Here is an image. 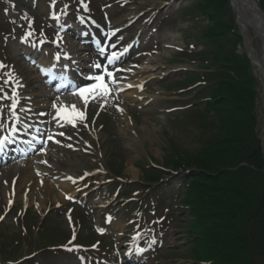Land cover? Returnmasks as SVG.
Listing matches in <instances>:
<instances>
[{"label":"rangeland","instance_id":"rangeland-1","mask_svg":"<svg viewBox=\"0 0 264 264\" xmlns=\"http://www.w3.org/2000/svg\"><path fill=\"white\" fill-rule=\"evenodd\" d=\"M15 1L18 2V0ZM93 1L94 4L91 7L92 13H99L100 9H103L102 6H108L110 7L108 10L114 12L113 15L115 18L119 19L121 25H126L128 23V16L130 14L141 13L147 8H159L161 3L164 2V0H127L131 2L132 5H124L120 9L118 5H115V2H119L120 0H106L105 2L103 0ZM36 2L40 3L36 8L37 12H40L41 7H45V10L47 9V6L44 5V0H37ZM166 2L168 1L166 0ZM178 4L179 6L177 7ZM194 4L195 2L192 0H180L175 2L172 8H167L166 11L160 10L159 19H155L157 22L151 27L154 31L151 32L152 30H150V34H153L155 40H157L156 43L160 45L163 42V46L172 43L173 47L185 48L186 51H183L181 54H189L188 57L191 55V52L187 51L186 45L191 43L193 46L192 52H195V54L199 52L198 50L200 47L196 45L197 41H194L199 34L198 26L195 29L191 20H186L184 18V16L187 17L192 11ZM176 7H182L183 10H175ZM45 13L46 11L44 12V16L47 18ZM101 13L107 12L103 9ZM167 13H169V17L165 21V19H162V16H165ZM33 16L40 18L35 13H33ZM98 16H100V13ZM178 16L180 19L177 18ZM0 24L3 25H0L1 31L15 34L13 32V26H11V23L6 24L1 12ZM23 25V22H20L19 28L15 27L18 29L17 34L22 33ZM3 38L4 37L0 35V54L3 53L6 57H10L11 54L12 57L10 49L11 43H4ZM157 53L158 55L153 59V64H155L154 66H158L157 72L162 79H158L151 84L145 92V96L152 97L153 101L148 103V105L139 106L138 104H130V102L126 100L124 106L127 108V124L125 121V124L121 121V115L117 114V111L106 108L105 113L99 118L97 124L100 127H95L96 134H98L99 137H96V140H94L91 139L90 135L87 133H85L84 136L81 135V137H78L82 142H87L85 144L88 146V149H86L87 152L84 156H81L83 164H85L89 171L99 170L97 172L88 171L89 175H93H91L92 178L87 179L86 182V184L88 183L89 191L83 190L79 192L77 194V204H66L64 209H56L58 203L59 205H63L58 189L52 191L44 200L45 202L42 204L38 203L39 205L33 202L27 203V201L20 196H17L12 202L9 201V199L5 200L2 196L0 198V215L5 213V209L8 208L10 202L13 203L14 201V203L11 204V207L14 206V208L13 212L9 214L10 216H5L3 219H0V239H5L10 243L15 237L22 236L26 231L32 229L28 228V224H26L24 220L21 222L16 221L14 218L18 216L20 211L23 212L25 209L30 210V215L28 216L30 222L35 221L34 224H40L42 221L41 219H45L46 217L49 221L46 223L45 219L43 224H46L45 229L47 228L56 236L62 235L66 237L73 231L75 233L77 232L75 225H73V219L76 218V216L80 217L79 214L83 213L82 218L85 227L78 231L80 233L79 237L81 238L92 234V240H90L93 242L89 240L86 244L90 245L91 243L99 242L100 244L97 248H100L101 251L103 249L104 251L111 249L113 242L118 243V246H122L125 240H130L132 238V236L127 235L133 228L130 227V221L128 220L133 217V210L136 207L140 208L141 212L145 210L147 200L141 202V204L137 206L136 203H138V201L125 202L119 194L134 195L137 187L131 183L136 184L144 178L143 169L141 167L139 168L140 164H145L146 161L149 163L150 161H154L157 165L164 163L163 158L166 156L168 150L167 137L172 138L180 146H196L193 141L189 142L188 138L192 132L196 131L195 128L188 123L180 125V121L183 119L181 116L185 113L179 115L176 114L177 112L175 110L172 111L173 108L177 109L183 106L185 102H189L192 99L193 95H190L188 92L180 93L179 96H177L175 91H178L179 87L177 88V85H179L183 77L190 71L196 70V67L191 62L186 65L179 64L178 66L171 64L173 60L178 58L177 52L173 50L168 49V51H166L157 49ZM171 70H177L178 72H168ZM23 73H25V71H23ZM25 75L28 77L29 73L26 71ZM169 85L174 86V88L167 90ZM32 86H34V83H32ZM154 98L156 100H154ZM120 123H122V125ZM125 133L127 136H124ZM257 133L261 140L264 155V141L258 126ZM74 147L72 146V148ZM109 171L118 177L120 176L118 181H116V183L121 186L117 191L118 197L113 195L117 185H105L108 177H111ZM125 180L129 182L125 184ZM178 180L177 176H173L172 179L163 182L165 186L167 185L175 189L178 186ZM63 185L65 184L63 183ZM89 192L90 194H88ZM74 193L75 192H73L71 196H73ZM157 193L163 195V197H168L169 194L168 191L163 188L162 190L158 189ZM147 198L149 197L145 199ZM170 198H172V196L166 198L164 202L165 205L158 213H151L148 209L142 213L140 221L150 227H154L152 225L155 219L164 215V222L160 224V229L163 231L161 233L162 241L160 244L155 245L149 253L145 254L144 259L137 261L136 264H194V262H190L186 259V253L188 251V247L186 246L187 242H185L183 230L179 228L180 224L185 225V222L188 220V215L185 211L180 209V205L177 204L175 200H169ZM64 203L66 202L64 201ZM106 212L111 213L109 216L111 224L106 227L107 233L103 237H98L94 227L98 229L105 227L103 214ZM41 228L43 229V227ZM35 232L37 233V231ZM25 239L26 238H24V240ZM17 243L18 245H15L18 247L21 245L23 252H26V254H28V250L35 245L34 241L28 242V240H26L25 243L20 241ZM37 245L39 246V244ZM157 248L158 250L154 252ZM32 252L30 253L32 254ZM91 256L92 254L88 255L89 258ZM78 257V253L72 247H68L58 251H40L39 254L31 258L30 263L78 264Z\"/></svg>","mask_w":264,"mask_h":264},{"label":"trees","instance_id":"trees-1","mask_svg":"<svg viewBox=\"0 0 264 264\" xmlns=\"http://www.w3.org/2000/svg\"><path fill=\"white\" fill-rule=\"evenodd\" d=\"M226 6L227 0H201L196 6L207 20L203 40L214 70L205 76L215 84L204 97L206 113H195L203 136L208 131L211 135L191 152L170 145L163 168L195 170L184 178L179 199L182 208H188L182 228L190 260L264 264V159L253 134L255 92L249 61L236 53L241 39ZM143 172L146 182L156 183L162 177V171L151 166Z\"/></svg>","mask_w":264,"mask_h":264},{"label":"bare ground","instance_id":"bare-ground-1","mask_svg":"<svg viewBox=\"0 0 264 264\" xmlns=\"http://www.w3.org/2000/svg\"><path fill=\"white\" fill-rule=\"evenodd\" d=\"M235 7L236 16L239 13V8H241L240 14L242 17L243 12L244 17V19L243 17L242 19L237 18L238 20L236 21L240 35L244 39L242 49L247 52L252 62H254L253 70L256 74L257 81L260 82L257 90L258 95L256 99V113L258 123L261 126V134L264 141V49L262 50L260 48L262 46L261 38L264 39V17L261 16L259 12H257L258 6L253 0H239L238 7ZM251 22L256 30H260L262 32L258 36L260 47L259 45L255 46L254 44V40H257V36L255 35V37L253 34H251V31L255 30L250 26ZM111 23H113L115 28L112 31L115 38V41H113L114 43L123 44L126 39L128 40L130 38V34L124 32L123 28L120 27L121 25L117 23L115 18H112ZM144 49L145 50L143 51L141 60L129 61L124 65V69L128 68L130 71H132V68L134 69L136 64H140L141 69L136 71L135 75H133L131 72H125L123 75H120L122 82L129 81L135 86L134 89L123 95L124 98L129 99L130 103H137L142 96V94L139 92L140 89L147 87V84L155 82L158 78V72H155L157 66H154L152 59L149 57L150 55L147 54L149 51L146 48ZM150 62L152 63L150 64ZM40 87H37V89ZM42 91L43 90L41 89V92ZM42 95L43 96H40V98L36 96L35 98L34 96H29L25 98V102L29 105L33 103L32 108H34L37 112H41L42 108L47 107L46 101L50 99L49 95ZM59 102L60 101L57 103V107L61 104ZM72 103L73 101L65 104L70 106ZM75 107L80 110V107L77 104ZM52 111L54 112L53 117L46 115L45 118L43 116L41 119L47 121L56 117L58 121L61 122V124L58 125H66V121L57 116V108L53 107ZM126 118L127 117H125L124 120L121 118V121H125L127 124L128 120ZM63 120L64 122H62ZM120 124L122 125V123ZM57 129H59V127L55 126L52 131L57 133ZM32 133L37 135L34 132ZM126 133L124 136H127ZM96 136L97 138L99 137L98 134ZM25 143H28V140ZM63 152L60 150L57 151L56 147L51 146L50 151H47V153L43 152V154L34 158V161H36L35 164H33L32 161L22 162L11 165L10 167H7L5 170L1 171L0 198L2 196L5 198L7 191L14 189L16 194L15 196H20L22 198L24 197V199L29 202L42 204L45 202L44 200L51 194V192L57 188L56 186L66 190V187L61 185V180L63 181L69 177L74 179L81 177V175L84 174L86 166L83 164V159L80 154L73 155L70 152ZM5 184L8 185V188L4 187ZM64 190L63 193L65 192Z\"/></svg>","mask_w":264,"mask_h":264},{"label":"snow or ice","instance_id":"snow-or-ice-1","mask_svg":"<svg viewBox=\"0 0 264 264\" xmlns=\"http://www.w3.org/2000/svg\"><path fill=\"white\" fill-rule=\"evenodd\" d=\"M65 58L67 59L68 57L66 56ZM57 59H59V56H57ZM115 59H116V56H115V54H113V56L108 58V63L111 64ZM0 67H3V65H0ZM93 67L96 69H100L101 65L99 63H94ZM105 77H107V81H108L107 83L105 82ZM88 79L95 81V82L88 85L85 88H81L78 91V93H76L84 101L85 106H87L89 99L100 98V99L106 100L107 97L111 94V89L109 87V84L114 82L113 73L108 71L105 68L103 73L90 76V77H88ZM5 83H7V81H5ZM86 93H87V95H85ZM103 106H104V104H101V107H103ZM13 107H15L14 104H13ZM53 107L57 108V105L54 104ZM118 110L122 111V109H118ZM57 116L61 117L62 119H64L68 123H72L73 126H75V121L77 119H79V120H85L86 119V113L84 111L77 109L75 107V105L61 106L57 110ZM61 135H63V133H61ZM49 138L51 139V137H49ZM5 139H7V138H5ZM2 143H3V140H0V144H2ZM98 231H102V230L98 229ZM69 250H71V249H69ZM139 251H142V249H140Z\"/></svg>","mask_w":264,"mask_h":264},{"label":"water","instance_id":"water-1","mask_svg":"<svg viewBox=\"0 0 264 264\" xmlns=\"http://www.w3.org/2000/svg\"><path fill=\"white\" fill-rule=\"evenodd\" d=\"M237 1H238V2H237ZM230 2H231V4H233L232 6L235 8L234 11H235V13H236V7H235V6L238 7L239 0H230ZM239 9L241 10V8H239ZM240 10H239V13H238L237 17H238L239 19H240V18L242 19V17H243V12H242V17H241ZM257 12H259V13L261 14V16L264 17V14H263L262 11H260L259 9H257ZM243 19H244V17H243ZM250 26L253 27L252 22L250 23ZM253 28H254V27H253ZM254 29H255V28H254ZM254 32L256 33L257 36H259V35L262 33L260 30H256V29L254 30ZM260 38H261V37H260ZM261 42H262V48H264V39L261 38Z\"/></svg>","mask_w":264,"mask_h":264}]
</instances>
